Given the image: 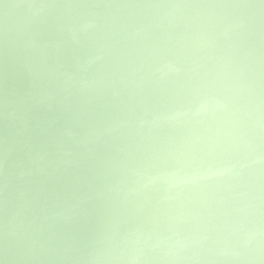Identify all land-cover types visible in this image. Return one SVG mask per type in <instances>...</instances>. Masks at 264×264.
Returning <instances> with one entry per match:
<instances>
[{"label": "clouds", "instance_id": "1", "mask_svg": "<svg viewBox=\"0 0 264 264\" xmlns=\"http://www.w3.org/2000/svg\"><path fill=\"white\" fill-rule=\"evenodd\" d=\"M149 34L130 78L86 74ZM0 57L5 259L264 264V0H16Z\"/></svg>", "mask_w": 264, "mask_h": 264}, {"label": "bare ground", "instance_id": "2", "mask_svg": "<svg viewBox=\"0 0 264 264\" xmlns=\"http://www.w3.org/2000/svg\"><path fill=\"white\" fill-rule=\"evenodd\" d=\"M16 0H0V24L3 23L6 17L10 16L15 11ZM175 37H169L167 46L171 47L174 43ZM102 37H96L94 41H90L84 46L85 54L92 58L94 62L87 67V75H91L97 72L98 69H105L117 76L131 77L132 74L139 67L140 62L148 58L152 53L165 46L158 34H149L142 36L135 42L133 41H120L118 43L111 44L110 47H102V45L109 44ZM92 49V50H90ZM99 56V59H95ZM39 85V81L36 82ZM18 99L13 97L11 89L6 90L4 85L3 75V60L0 57V159H3V138L5 134V100L6 99ZM123 101L129 107L133 106L132 101L128 95L123 96ZM123 107V105H121ZM119 109L113 104L107 109L108 112L115 114ZM10 111V110H9ZM80 131V129H74ZM3 185V178L0 177V188ZM3 203L0 198V221L4 218V212L2 210ZM0 261L3 264H17L10 259H5L0 255Z\"/></svg>", "mask_w": 264, "mask_h": 264}]
</instances>
